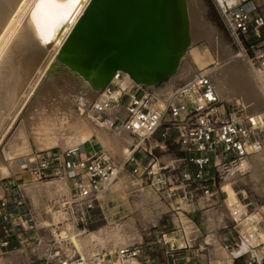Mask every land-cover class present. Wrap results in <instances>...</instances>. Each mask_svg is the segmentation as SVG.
I'll return each instance as SVG.
<instances>
[{
	"label": "rangeland",
	"instance_id": "1",
	"mask_svg": "<svg viewBox=\"0 0 264 264\" xmlns=\"http://www.w3.org/2000/svg\"><path fill=\"white\" fill-rule=\"evenodd\" d=\"M200 1L201 8L198 12V18L200 19V23L203 25V27L206 28V36H197L193 44L188 47L189 49L187 48L185 50L186 60L191 64L192 69L186 74H182L180 73V71L177 72L176 77L173 78L171 84H167H170L169 91L183 84L199 71H208L209 73L215 71L217 55L215 54L212 45H208L212 44L213 40L216 41V39V43H218L220 47L225 46L224 48L229 53V57L237 55L238 58H236V60L239 62V64L243 63L248 68H253L258 71L260 75L259 78L264 81V72L259 70L257 67H250V65L247 64L248 61L244 58V53L225 30L218 12L216 11L212 3V0ZM25 19L26 17L24 18V20ZM24 20H22L23 23ZM12 24L14 25V22ZM16 29L17 27L15 25V30ZM18 29L20 30V26ZM210 29H213V31H210ZM14 32V37L12 36V40L10 39L11 42L8 41L10 42V45L9 43H7L8 45L6 44L7 47L5 48H7V51L10 49V46L13 45L14 39L17 35L16 31ZM207 34H209V38ZM29 47H27V50L23 49V53L21 52L22 54L19 53L21 57L24 55L27 59L25 57H22V59L18 57L19 60L17 65L19 63L20 65H16V67L21 68V70H17L15 68L16 71L19 72L17 74L15 73L16 75L13 73V76H11L12 78L10 77V82L8 81V83H11L14 79L15 81L13 82L17 83H12L13 89L12 86L10 87L9 85L8 89H10H6L9 93L11 92L10 90H14L13 93H10L14 96L12 95L11 97V95H8L9 93H5L6 98H3L2 96L3 99H0V106L1 104H3V107L0 108L6 113L7 111H11L10 113L3 114L2 112L4 111L1 112L0 109V115L3 116H0V118H2L0 120V169L2 167H5L8 170L7 176H2L0 174V196H2L3 193L19 194L22 198L23 208H25L24 210H21V212L13 215L7 226L0 225V243H2L6 238L8 239L6 249L0 248V264H4L6 259V263L9 264H43L44 258L49 257L52 258V264H59L60 262H64L68 259L78 257L80 254L75 251L73 246L68 241L64 240L66 239V237L73 233L82 235V238L90 233L99 235V237L104 241V245L101 248L97 247V252H99L101 249L114 251L118 247L141 244L142 246L146 247L149 259L157 262H165L166 259L163 253L164 248H162L160 245H157L158 242L162 243V236L165 235V241L177 242L179 246L182 244L183 239H186L190 242V250L179 252L178 260L180 262H183L185 259L189 258V264H197L199 262L207 264L247 263V259H243L237 262H230V259L227 257L226 253L220 248L219 244L217 243V240L220 242L227 239L226 228L230 229V227L233 225L230 210L226 208L227 194L222 191V186L225 183L224 180L219 181V183H217L216 185V188L210 189L209 196H203L200 191H196L195 193H193L195 190V188H193L192 190H190L193 193V198L188 199V201L181 200V198H178L176 201L167 200L165 198L161 199L159 195L155 194L149 188V184L146 178H144L143 176L135 177L131 175L130 168L128 166L124 167L126 161L123 162V164L120 163V160L116 155L106 154V152L101 150L100 147L93 141L86 142L83 145L82 151L78 150L81 152L79 153L81 154L80 158L84 159L86 157L92 156L93 154H101L107 158H110L118 168L121 167L122 164V170L119 172L115 183H113L107 190L99 195V199H101V202L95 204L92 209L81 211L79 208L71 206L73 209L74 217L78 222V225L76 227L73 219H71L69 206L66 204L69 202V183L67 174L66 171L63 172L60 167L61 162L64 159V154L66 152L74 150H67L65 152H61L59 148H55L45 152L41 150H34L33 154L29 156V158L14 157V155H16V153L21 149H24L28 146L31 148L33 146V138L30 136V134H33L31 132L32 127L34 126L33 128H36L38 126L39 120L42 119L46 112V109H44L43 99L41 101L39 99L42 98L41 93L47 84V74L49 68L52 67V63H54V61H57V58H55L54 60H51L52 62H49L50 64H48V60H46L45 57L44 58L47 62L43 61L44 59H40L42 56L40 57L39 55H37L33 48L31 49L33 50L32 52L30 49L28 52ZM3 51L4 52H1V54H5L6 50L3 49ZM193 52L196 58L198 56V62L196 60H193L195 59ZM32 53H34V55ZM4 54L0 56V60H2ZM190 54L192 56H190ZM31 56L32 58H35L32 59L30 58ZM36 56L39 57V59ZM24 59L26 61H28V59L30 60L28 61V64L30 66L33 65L31 67L32 69L28 68L30 67L29 65L27 67V62H25ZM33 60L35 62H33ZM37 60H42V63L38 61L39 64L41 63L39 65L38 63H36ZM1 62L2 61H0V63ZM29 62L32 64H30ZM21 63L24 65H21ZM46 64H48L47 67ZM35 65L39 70H36ZM39 66H41V68H39ZM23 67H27L31 70V76L33 71L38 72V74L34 72L33 76L36 77H30L33 80L29 79L28 83L25 84L27 88L24 87L25 85H23V88L20 87L23 90L22 91L17 86V80H20L19 77L23 71L22 69H24ZM43 68H45V71L43 70ZM39 71L41 74L39 73ZM93 71L88 72V74L90 73L88 75L90 80L93 78ZM38 75H42L43 77L41 76L40 78L39 76V81L36 82ZM163 81L167 82V79ZM245 81L246 80L241 75H238L234 79L231 77L228 90L222 97L219 98L222 104L225 107H228L230 111H234L242 117L250 115L261 117L260 120H262L264 123V107L253 111L250 106H247L244 103V94L246 92L248 94L252 93L250 86L247 87L248 84ZM30 82H32L33 84H30ZM35 83H37V86H35ZM16 88H19L18 90H21L19 92L21 93V95L19 94L17 97L15 96ZM143 89L151 90L154 93V90L151 88ZM25 93L27 94L20 98ZM101 94L102 91L97 96L98 99L96 97L92 100L91 104H85L83 106L85 112L87 110L91 111V105L96 100H99L101 98ZM24 98H27V100L29 98V100L26 101V99ZM8 99H10V101L11 99H14L13 101L16 100L15 103L17 105H15V103H13L12 101V103L10 104L14 105L12 107H15L14 109L11 108L10 110L8 106L10 101ZM24 100L26 102H22ZM17 101H20L18 102L19 104L17 103ZM41 104H43V106ZM41 107L43 108L40 109ZM6 108H9L10 111H6ZM36 111H38V113ZM41 112H43L44 114ZM39 113L41 115H39ZM91 115L93 118L92 112ZM29 123L35 124H32L31 127ZM28 124L30 126H28ZM28 127L30 128L28 129ZM260 131L261 132L259 134V137L261 138L264 145V126L260 125ZM163 132L164 128H161L159 132L151 140H149V143L147 145L145 144V141L142 142V147L140 148L146 149L147 151L151 152L153 157L157 158L159 162L163 163H169L170 161H177L185 158V155L179 150L178 146L176 145L175 134L173 132H168L165 138H162L161 135ZM22 144L24 145L23 148ZM137 154L143 158L142 167L146 166L150 157H148L146 153L141 152L140 149L138 150ZM42 158L51 160V164L49 166V170L46 172L47 177L39 180L36 176L32 175L31 171L38 166L39 161ZM11 164L17 168L16 171L11 172ZM182 167L183 163H179L178 168L181 170ZM248 169L244 175H236L230 180H226V183H233L232 188L235 191L236 197L242 206L244 204L250 203L252 205L251 207L258 208L264 205V183L261 182L258 178H254V175ZM63 178L65 180H63ZM31 181L33 182L32 186H28L29 189L28 187L25 188V186L30 184ZM123 185L124 187L121 188V186ZM133 187H136L135 190L133 189ZM148 188L149 191L151 190L152 194H154V199L151 196L143 199V196H141L142 192H148ZM124 189H126L127 192ZM137 195L138 200L136 199ZM136 208L139 210H137ZM146 208L148 209V211ZM158 208L164 209L159 210ZM177 213H179L180 216ZM180 219H182V221ZM183 220L190 223L193 228L194 234L189 233V231L184 228V223H180L183 222ZM15 224H18V226L15 227ZM14 234H16V236ZM122 240L125 242V244ZM203 246L206 248L205 251L197 255L196 251L198 247L203 248ZM94 250L95 249H93L89 243H85L82 255H90L89 252H92ZM263 260L264 259H262V261Z\"/></svg>",
	"mask_w": 264,
	"mask_h": 264
},
{
	"label": "bare ground",
	"instance_id": "2",
	"mask_svg": "<svg viewBox=\"0 0 264 264\" xmlns=\"http://www.w3.org/2000/svg\"><path fill=\"white\" fill-rule=\"evenodd\" d=\"M59 2L66 5V7L61 11V14L59 16L49 20L43 15L37 19H33L32 12L36 6L37 0H0V56L4 54H1V52H4L3 49L7 51V48L5 47H7V43H9L10 45L12 36L15 33L14 31H16L17 33V35L15 34L16 37L14 39L13 45L10 46V49L7 52L5 51L4 57L2 58V60H0L2 61L0 63V99H3L5 97V93H9L6 89H8L9 86L11 87L12 83H16L13 82L15 81L14 79L11 83H8V81L10 82L13 73L17 74L19 72L16 71V69L21 70V68L16 67V65L19 60L18 57H20L21 59L22 57H25L24 55L22 57L21 55H19V53H23V49L27 50V47L31 46L28 48V52L29 49L31 50L33 48L37 55L43 57H41L40 59H44L43 61L45 62H47L46 60H48V64H50L49 62H52L51 60L57 58V61H54V63H52V67L49 68L47 74V84L41 93L42 98L39 99L40 101L43 99L44 109H46L45 115L42 117V119L40 118L41 120H39V122L37 120L38 126L36 125V128H33L34 126L32 127V124L34 125L35 123H29L32 127L31 132L33 133V136L31 134L30 136L33 138L32 142L34 147H25L27 149H21L19 147L21 150H16L18 152L16 153V155H14V157L29 158V156L33 154L34 150H41L45 152L55 148H59L61 152H65L67 150L82 151L83 145L86 142L93 141L100 147L101 150L106 152V154L116 155L120 160V163L123 164V162H125L138 148L142 147V142H144V140H146L147 138H132L121 129L110 130L107 127L110 124L111 120H108L106 124L95 122L94 118H92L91 111L87 110L88 112H85L83 106L85 104H91L92 100L95 99L99 95V93L113 81L114 75L119 73L123 76V80L120 81V84L123 87L137 86L139 88L141 87L142 89L151 88L154 90V93L151 90L149 91H151L158 98L160 105L167 101L172 94L173 89L169 91V88L173 78L176 77V73L180 71V73L186 74L192 69L191 64L186 60L185 50L193 44L197 36H206V28L203 27V25L200 23V19L198 18V12L201 8V1L157 0L158 12L161 19L163 20L165 42L173 54L172 66L166 78L167 82L163 81V76L158 75L156 78H154L151 74H147L141 69L133 67L127 60L119 56L108 55L107 57L101 59L93 71L90 66V59H88L83 54V51L88 44H92L95 51L105 50L109 47H116L121 42H125L126 40H128L131 33L132 18L142 19L147 17L149 13L148 7L150 4V0H59ZM25 17L26 19L24 20ZM22 20H24V23L22 22ZM13 22L14 25L12 24ZM15 25L17 29L20 26V30H15ZM210 31H213V29H210ZM207 36L208 38L210 37L209 34H207ZM214 41L215 40H213V43L211 42L212 44H209L208 46L212 45V48L217 55V63L215 64V71L209 74L216 87L217 95L219 97H222L226 93L230 86L231 77L234 79L238 75H241L246 80L245 82H247L248 84L247 87L250 86L252 92L250 94H248L247 92L244 94V103L247 106H250L253 111L264 107V81L259 78V72L253 68H248L243 63L239 64V62L236 60V58H238L237 55L229 57V53L224 48L225 46L220 47V45L216 43L217 39L215 42ZM32 51L33 50H31V52ZM32 54L34 55V53ZM190 56L192 55L190 54ZM44 57L46 58V60ZM30 58H32V56ZM37 58L39 59V57ZM194 58L195 59L193 60H196L198 62V56L196 58L194 55ZM28 61L30 60L28 59ZM28 61L25 60V62H27V67L29 65ZM38 61L40 60H37L36 63H38ZM33 62L35 61L33 60ZM48 64H46V67L48 66ZM247 64H249L250 67H256L249 62H247ZM18 65H20V63ZM21 65L24 64L21 63ZM32 66L28 68H31ZM27 67H23L24 69H22V73H19L20 80H17V86L19 88H23V85L27 84L29 79H32L30 77H36L33 76L35 71H33L31 76V70ZM39 68H41V66H39ZM37 69L38 68L36 66V70ZM43 70L45 71V68H43ZM92 71L94 72V74L93 78L90 80L88 77L90 73L88 74V72ZM35 73L38 74V72ZM39 76L41 78L42 75H38L36 82L39 81ZM32 82H30V84H33ZM168 83L170 84L167 85ZM35 86H37V83H35ZM24 87L27 88L26 85ZM18 89L16 88V97L19 94L21 95V93L19 92L22 89ZM10 91L13 93L14 90ZM10 93L8 95H11L12 97L13 94ZM26 94L27 93L19 97L22 98ZM24 99H26V101L29 100V98L28 100L27 98ZM101 99L102 94L99 100ZM8 100L10 101V99ZM13 100L14 99H11V101L15 103L17 99L15 101ZM11 101L10 103L7 102L9 103L8 106L10 110L14 106L13 104L10 105L12 103ZM26 101L24 100L22 102ZM18 102L20 101H17V103ZM43 104L41 105L43 106ZM2 105L3 104H1L0 107H3ZM15 105L17 104L15 103ZM9 108H6V111L9 110ZM42 108L43 107H41L40 109ZM2 111L4 110L1 109V112ZM10 112L7 111V113ZM36 112L38 113V111ZM2 113L7 114L5 111ZM39 115L41 114L39 113ZM247 118L251 119L255 125L258 124L264 126L263 121L260 120L261 117L250 115L247 116ZM1 119L2 118H0V120ZM29 124L28 126H30ZM29 128L30 127H28V129ZM23 147L24 145L22 146V148ZM122 164L121 167H117L118 174L122 170ZM244 166L247 167V169L249 168L248 170H250V172L254 175V178H258L261 182L264 183V149H262L260 152L251 154L249 158L244 162ZM10 167L11 172L17 170V168L12 164L10 165ZM0 174L2 176H7L8 170L5 167H2L0 169ZM230 179L231 178L225 179L224 185L221 186L222 191L227 194L226 208L230 210L232 216L233 208L235 206L241 208L242 205L239 203L236 197V193L232 188L233 183H226V180ZM63 180L65 179L63 178ZM32 183L33 182L31 181V183L26 185L25 188H27L28 186H32ZM113 183H115V181ZM109 187L105 188V190H107ZM122 187H124V185L121 186V188ZM135 188L133 187L134 190ZM124 190L126 191V189ZM144 192L141 193L143 199L148 198L149 196H151L152 198L155 197L154 194H152L151 190L149 191V188L148 192L146 191L147 193ZM138 195L136 196V199L138 198ZM163 209L164 208H160L159 210ZM69 210L71 219H73V222L77 227L78 222L74 217L73 209L71 206L69 207ZM177 214L180 216L179 213ZM180 220L182 221V219ZM180 223H184V228L187 229L189 233L194 234L193 228L190 223L184 220ZM81 236L82 235L73 233L66 237V239H64L73 246L75 251L80 254V257H84V255H82V251L85 243H89L90 246L95 249L94 251L89 252L90 255L97 252V247L101 248L104 245V241L97 234L90 233L83 238ZM123 243L125 244L124 241ZM240 252L242 253V250H240ZM262 259H264V255L258 254L257 260L259 264L264 263V260L262 261Z\"/></svg>",
	"mask_w": 264,
	"mask_h": 264
},
{
	"label": "built area",
	"instance_id": "3",
	"mask_svg": "<svg viewBox=\"0 0 264 264\" xmlns=\"http://www.w3.org/2000/svg\"><path fill=\"white\" fill-rule=\"evenodd\" d=\"M212 3L244 58L264 72V0H212ZM121 80L122 74H115L113 81L102 90V99L90 107L93 118L102 124L111 120L110 130L121 129L132 138L146 137V145L161 128H164L162 138L168 132L175 134L176 145L185 158L163 163L151 152L138 148L124 164L130 168L131 175L146 178L149 188L161 199L188 201L196 191L209 196L210 189L216 188L219 181L244 175L247 171L244 162L264 148L259 137L260 125L222 104L207 71H199L173 88L170 98L162 105L151 91L137 86L123 87ZM139 149L150 157L144 167L143 158L137 154ZM79 153L78 150L65 153L60 167L67 172L69 181L66 204L82 211L101 202L99 195L115 181L118 171L110 158L93 154L81 159ZM179 163H183L181 170ZM50 164L51 160L40 159L32 175L39 180L46 178ZM251 206L250 203L241 208L235 206L231 216L233 225L226 228L227 239L217 240L230 262L247 259L246 264H259L257 255H264V205ZM24 209L19 194L3 193L0 225L7 226L11 217ZM164 238L165 235L157 245L164 248L165 262L149 259L146 247L136 244L114 251L101 249L59 264H189V258L180 262L178 256L179 252L191 249L190 242L183 239L179 246ZM7 240L0 243L1 249H6ZM203 248L198 247L197 255L205 251ZM43 264H52V258H44Z\"/></svg>",
	"mask_w": 264,
	"mask_h": 264
},
{
	"label": "water",
	"instance_id": "4",
	"mask_svg": "<svg viewBox=\"0 0 264 264\" xmlns=\"http://www.w3.org/2000/svg\"><path fill=\"white\" fill-rule=\"evenodd\" d=\"M148 11L145 18H132L131 33L125 42L105 50L94 51L92 44L85 47L83 54L90 59L92 70L108 55L119 56L154 78L161 75L166 80L172 66L173 54L165 42L163 20L158 12L157 0H150Z\"/></svg>",
	"mask_w": 264,
	"mask_h": 264
},
{
	"label": "snow or ice",
	"instance_id": "5",
	"mask_svg": "<svg viewBox=\"0 0 264 264\" xmlns=\"http://www.w3.org/2000/svg\"><path fill=\"white\" fill-rule=\"evenodd\" d=\"M65 7L66 5L61 4L59 0H37L32 16L33 19H37L43 15L51 20L59 16Z\"/></svg>",
	"mask_w": 264,
	"mask_h": 264
},
{
	"label": "crops",
	"instance_id": "6",
	"mask_svg": "<svg viewBox=\"0 0 264 264\" xmlns=\"http://www.w3.org/2000/svg\"><path fill=\"white\" fill-rule=\"evenodd\" d=\"M214 251H215V248H214ZM7 262V259L5 260V263L4 264H9V263H6ZM197 264H207V263H201V262H199V263H197ZM210 264V263H209Z\"/></svg>",
	"mask_w": 264,
	"mask_h": 264
}]
</instances>
